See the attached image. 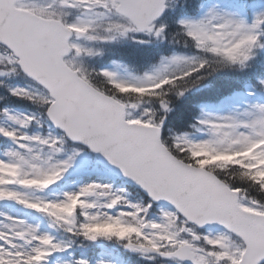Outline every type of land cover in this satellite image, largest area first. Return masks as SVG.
Instances as JSON below:
<instances>
[{"label":"snow or ice","instance_id":"6c2138e0","mask_svg":"<svg viewBox=\"0 0 264 264\" xmlns=\"http://www.w3.org/2000/svg\"><path fill=\"white\" fill-rule=\"evenodd\" d=\"M178 3L0 0V77L23 74L27 86L6 91L39 110L0 107V203L45 221L0 212V264H50L77 240L111 242L159 264H264V104L225 115L202 109L190 131L165 125L173 98L219 70L251 67L264 51V7L250 20L216 6L178 19L170 42L191 54L161 56L143 70H96L78 59L99 53L92 44L164 41L167 24L157 20ZM33 125L50 131L30 132ZM69 143L101 154L141 198L89 182L50 199L80 154Z\"/></svg>","mask_w":264,"mask_h":264},{"label":"trees","instance_id":"16d2710c","mask_svg":"<svg viewBox=\"0 0 264 264\" xmlns=\"http://www.w3.org/2000/svg\"><path fill=\"white\" fill-rule=\"evenodd\" d=\"M198 0H179L174 8L166 9L163 16L157 23L164 22L167 24L166 32L168 38L164 41H158L151 37L138 35L136 40H145L147 43H138L133 39H118L117 41L92 44V47L99 50L98 57L95 61L108 60L110 58H119L128 63L131 68L142 69L145 62L154 60L159 53L167 54L171 50L187 51L181 44L170 42L171 34L178 31L176 18L180 14H193L198 9ZM182 5V6H181ZM237 8L243 14V17L251 19L248 2L241 6L239 1ZM95 63V62H94ZM251 67L245 69H223L204 79L201 84L187 92L183 97L173 98L171 111L167 115L165 125L174 132L190 130L189 125L194 121L198 113V104L200 101L215 96L220 92H229L234 89L243 87L245 83H255L260 76H264V51L260 52L250 62ZM20 75H15L8 79H17ZM2 87V86H0ZM21 107L36 112V107L29 102L17 99L8 95L6 90L0 89V107ZM55 131V130H52ZM141 198L140 194H138Z\"/></svg>","mask_w":264,"mask_h":264},{"label":"rangeland","instance_id":"374dc122","mask_svg":"<svg viewBox=\"0 0 264 264\" xmlns=\"http://www.w3.org/2000/svg\"><path fill=\"white\" fill-rule=\"evenodd\" d=\"M213 6L219 7L221 9L229 10V11H232V12L240 15L238 13V11H236L235 9L230 7L229 4L222 3L221 1H218V0H207L206 2H204L202 4V7L200 9L199 14H197L196 16H193V17L183 16L181 18H199V16H201L205 11H207L210 7H213ZM251 7H252V14H254L255 11L259 10L261 7H264V4L261 1L255 0V1H252ZM182 53L191 54V52H189V53L182 52ZM159 59L153 63L158 62ZM115 64H119V65L123 66L121 63H117V62L115 63L114 61H111L106 67H102L100 69H112ZM1 78L2 77H0V79ZM27 84H28V81H23V82L10 83V84H8V86L25 87V86H27ZM253 96H254L253 91L251 89H248L247 92L235 93L234 95L226 98L223 102H221L218 105L203 104V105H201L200 109L201 110L203 109L206 112H211L214 114L225 115V114H229L232 112H242L248 106H250L252 104H264V100L260 101L259 98L253 97ZM10 110L13 112H23V111H21V109H10ZM0 123H7V121L1 120ZM33 132H39V130L35 129ZM5 143L6 142H4V144ZM75 148L79 149L80 154L77 157L75 164L72 168H74L78 164L84 163L87 160V152L82 148H78V147H75ZM89 182L110 184L111 181L109 179H106V178H101V177L97 176L95 173H91V172L82 173V175H80V176H79V172H73L71 174V176L66 179L64 185L61 188L53 189L50 191V193H53V194L50 195L49 198L50 199L51 198H57V196L55 194L59 193L61 190H74L78 186H80L84 183H89ZM119 187H122V185L119 184L117 186V188H119ZM0 212L6 213L7 215H10V216L24 217L27 219V221L29 223H32V224L39 223V221L36 217H29L26 211H24L22 209L10 208V207L5 206L1 203H0ZM42 228H43V226H42ZM77 257L87 258V256H83L80 253L75 255L74 250L69 249L65 253L54 254V256L52 258H50V264H70L71 260L73 258H77ZM101 258L108 260V261H112L113 264H120L118 261V256L112 252L103 251V252H100V255L97 258L94 257V258H88V259L91 262H93V264H94V262L97 259H101Z\"/></svg>","mask_w":264,"mask_h":264},{"label":"water","instance_id":"95a60500","mask_svg":"<svg viewBox=\"0 0 264 264\" xmlns=\"http://www.w3.org/2000/svg\"><path fill=\"white\" fill-rule=\"evenodd\" d=\"M97 155H98V157H99V162L102 164V165H104V166H106L107 168H109L112 172H114V173H116V174H118V175H120V176H122V177H124L121 173H120V171H119V169L118 168H116L115 166H113V165H111L101 154H99V153H96ZM125 178V177H124ZM128 179V178H127ZM129 180V179H128ZM133 183V182H132Z\"/></svg>","mask_w":264,"mask_h":264}]
</instances>
